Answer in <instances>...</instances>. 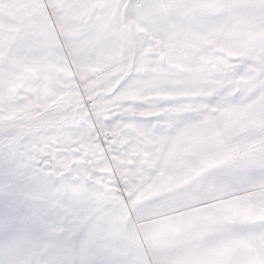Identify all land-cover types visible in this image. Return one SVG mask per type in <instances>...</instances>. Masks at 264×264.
<instances>
[{
  "label": "snow or ice",
  "instance_id": "obj_1",
  "mask_svg": "<svg viewBox=\"0 0 264 264\" xmlns=\"http://www.w3.org/2000/svg\"><path fill=\"white\" fill-rule=\"evenodd\" d=\"M0 264H264V0H0Z\"/></svg>",
  "mask_w": 264,
  "mask_h": 264
}]
</instances>
